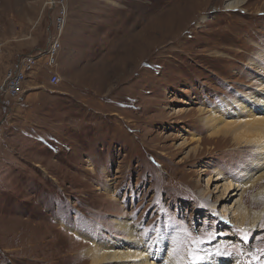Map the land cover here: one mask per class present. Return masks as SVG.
<instances>
[{"label": "rangeland", "instance_id": "obj_1", "mask_svg": "<svg viewBox=\"0 0 264 264\" xmlns=\"http://www.w3.org/2000/svg\"><path fill=\"white\" fill-rule=\"evenodd\" d=\"M46 1L0 0V86L47 47ZM227 2L68 0L61 83L43 67L22 95L0 93V264H92L93 244H133L124 220L157 262L189 264L201 245L198 264L264 263V214L235 225L227 188L263 170L259 152L203 119H243L237 104L264 97V0Z\"/></svg>", "mask_w": 264, "mask_h": 264}, {"label": "bare ground", "instance_id": "obj_2", "mask_svg": "<svg viewBox=\"0 0 264 264\" xmlns=\"http://www.w3.org/2000/svg\"><path fill=\"white\" fill-rule=\"evenodd\" d=\"M53 2L56 3L55 4V8H57L56 14H63V11H65L61 19V26H55L54 37H50L46 48L39 50V52L36 53V55H34V62H42V60H51L52 57L56 56V63L53 64L54 67L57 64V60L59 56V54H56L57 48H62L61 37L67 19L68 0H53ZM243 3L244 0H228L226 7L227 9H235L241 6ZM14 65L11 66L6 72L5 82L0 86L1 94H2V90L7 85L8 81L11 80V70L14 67ZM29 80H30V74L27 73V71H20V81L23 84H28ZM25 90L26 88L21 89L18 96L22 95L25 92ZM262 90L264 92V86ZM252 100L254 101V105L252 107H249L241 103L237 104V107L239 109L238 111H234V112L237 114L239 113L238 115L246 113L247 116L243 119L238 118L239 120H229L226 122L224 121L223 116L218 111H213V113L207 115L206 117L203 116L206 125H208V127H210L213 130L212 132H214L215 136L218 134H222L223 132H226V134L233 133L235 134L234 138L237 144H244L247 146H251L254 148L253 149L254 151L258 150L257 152H259V160H257L258 156L256 157L257 158L256 160L257 163H259L258 170L263 169L261 172L257 174L255 171L249 172V174L245 176L247 180H245L243 183L232 184L231 182H227L228 183L227 188L230 190L228 197L233 198L236 196L234 203L231 206L232 211L234 210L233 212L230 211L233 213L231 216L232 217L231 221H233L235 225L246 228H256L257 225H259L261 220L263 219V214H264V209H251L249 208L246 202L249 200V198L246 197L248 195V190L253 189L256 185L259 184V189L256 192L252 193L251 195L253 202L255 203L260 202V196L263 195L264 193V115H259L256 113V111H254L255 109L256 110L258 109L264 113V107H263L264 97L259 98L253 96ZM209 104H211V106L210 105L209 106L212 108L214 107H219L221 109L225 108L224 106L218 105L216 103H209ZM199 111L200 114L203 115L206 113L207 110L206 107L203 106L200 107ZM120 225H121V229L124 230L127 234L126 237L127 240L132 242L133 244H130L123 248H113V247L102 248L103 246L100 247L98 245L93 244L90 250H85L83 253L86 258L91 259L92 264H98L103 261L104 262L107 261L110 264H129V262H131L130 264H165L163 262H157L156 260L157 258L156 259L152 258V255L148 252L150 248H148V250L143 249L144 243L142 244L141 239H136L135 228L130 224L129 220L120 221ZM133 245L138 246L139 249H132L131 247H133ZM190 246H191V250H193L194 248L195 251L199 250L201 247V245H195L194 247L192 245ZM206 246L210 250L213 248L214 250H216L214 246H208V245ZM207 258H208V254L205 258L199 261L202 263V261L203 260L206 261ZM172 259H168L166 257L165 261H169L168 262L169 264H173L172 263L173 261L172 262L170 261ZM215 262H212V264H215Z\"/></svg>", "mask_w": 264, "mask_h": 264}, {"label": "built area", "instance_id": "obj_3", "mask_svg": "<svg viewBox=\"0 0 264 264\" xmlns=\"http://www.w3.org/2000/svg\"><path fill=\"white\" fill-rule=\"evenodd\" d=\"M55 4L53 0H47V5L50 7H53L55 9ZM65 11H63L64 14ZM63 14H56L55 11V17L53 21V27L51 30L50 37H54L55 33V26H61V19L63 17ZM62 48H57V53L59 54ZM2 51V47H0V54ZM37 52H31V53H25L18 57V59L15 62L14 67L11 70V80L8 81L5 88L2 90V97L14 99L18 97L19 92L21 89L27 88L28 84H23L20 81V71H27V73L30 74V81L34 79V76L37 74L38 70L45 67L49 70L50 75L48 77L47 83L50 86H57L61 83L62 77L57 76L53 74V64L56 63V56L52 57L51 60H42V62H34V55H36ZM38 86H44V84L37 83V84H29L28 87H38Z\"/></svg>", "mask_w": 264, "mask_h": 264}, {"label": "snow or ice", "instance_id": "obj_4", "mask_svg": "<svg viewBox=\"0 0 264 264\" xmlns=\"http://www.w3.org/2000/svg\"><path fill=\"white\" fill-rule=\"evenodd\" d=\"M245 238H246V236H245ZM193 243H195V241H193ZM190 255H191L192 258H191L189 264H197V262L199 260L203 259V257L196 256L195 253H194V250H190Z\"/></svg>", "mask_w": 264, "mask_h": 264}]
</instances>
